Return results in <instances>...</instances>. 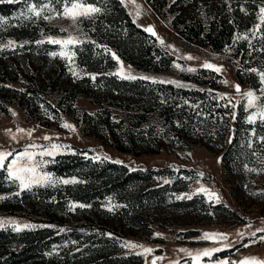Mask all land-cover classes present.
Wrapping results in <instances>:
<instances>
[{
  "label": "rangeland",
  "instance_id": "obj_1",
  "mask_svg": "<svg viewBox=\"0 0 264 264\" xmlns=\"http://www.w3.org/2000/svg\"><path fill=\"white\" fill-rule=\"evenodd\" d=\"M88 2L102 11L76 24L31 16L23 0L0 3V46L15 42L0 47V151L61 145L36 159L49 161L44 171L56 178L81 181L21 191L0 169L6 197L0 219L36 225L0 228V264H152L155 257H163L156 264H190L180 249L221 244L232 246L201 264L264 261V232L251 235L264 228V125L247 122L255 109L244 110L246 100L234 87L257 95L264 89L250 71L264 70V26L251 32L264 0H124L131 20L156 33L142 39L139 56L128 47L129 29L112 0ZM51 7L62 10L57 0ZM69 34L83 41L71 46L72 60L51 56L61 46L47 37ZM245 34L247 40L237 38ZM205 61L222 71L204 68ZM121 62L125 72L130 67L132 75L157 82L122 79L114 74ZM205 232L228 239H200ZM124 241L153 251L123 247Z\"/></svg>",
  "mask_w": 264,
  "mask_h": 264
},
{
  "label": "snow or ice",
  "instance_id": "obj_2",
  "mask_svg": "<svg viewBox=\"0 0 264 264\" xmlns=\"http://www.w3.org/2000/svg\"><path fill=\"white\" fill-rule=\"evenodd\" d=\"M15 3L18 2V0H0V3ZM23 2L27 5V13L31 14V16H34L38 19H43L46 21L51 22V20L55 18H65L69 19L73 22V24H76L81 18H87V19H93L95 17V14H98L102 11L100 7L95 6L92 3H89L88 0H57V3L62 4V10H57L54 7H51V0H47V2L44 3H29V0H23ZM121 3H124V0H121ZM47 11L49 13H53V15H43V13ZM241 11H246L245 9L241 8ZM21 15H24L23 13ZM31 16H26L25 18H31ZM259 23L255 24L253 28L251 29L252 35L255 36L256 33L261 29L262 26H264V4H262L259 8V12L257 13ZM3 26V18L0 17V27ZM146 32H150L152 35H156L155 31L151 26L146 27L144 29ZM60 31H67V29L61 28ZM160 39L159 37H157ZM243 38L245 40L248 39L247 34H245L243 37H237ZM261 39H264V36L261 37ZM47 42L59 45L61 46V51L59 53L53 51L49 53L51 56L55 57L59 55L62 58H66L69 61L72 60V57L75 55L74 52L71 50V46H75L79 43H83V41L79 40L78 37H75L71 34L67 36V38H56L53 36L47 37ZM163 43V40L160 41ZM15 42L12 40H9L6 45H2L0 47H8L13 45ZM38 44L44 43V40L36 41ZM23 45H21L22 47ZM105 51H111L110 49H107L105 47ZM225 51H228V49H225ZM112 58L114 60H117L119 62V57L116 55V53H111ZM188 60L196 59L195 57L189 55L185 57ZM204 68H208L211 70H214L216 72L222 71V66H218L216 64L210 63L208 61H205L202 65ZM176 68L180 69L181 71H195L194 68H183L181 65L176 64ZM252 72H257L260 80L262 83H264V70L258 71L256 68L250 69ZM116 75H119L122 79H145V80H153V82H157L155 78L153 77H147V76H141L137 77L135 75L131 74V69L127 70V72L124 71V66L122 62L120 63V71L117 73H114ZM75 75V73H74ZM92 79H95V76L92 77ZM160 83H164L165 81H158ZM168 83H176L177 86H181L179 82L176 81H168ZM224 83H227V81H224ZM235 91L237 93H241L242 97L246 100V103L244 104V110L248 111L250 109H255V111H252L250 115L247 116V122L249 124H254L257 122V119L260 121L262 125H264V89L260 90V94L257 95V93L253 90L241 92L240 86L237 84L234 86ZM223 96V94H221ZM235 107V105H233ZM15 115V113H13ZM233 119L235 118V113L232 114ZM62 127L68 128L72 131H75V127L67 122H65ZM19 132H26L27 135L31 136L32 131L34 130H24V129H18ZM9 134H11V130H8ZM253 135H255V131H253ZM12 139L15 140L16 136L12 134ZM43 139L45 140H51L52 137L50 136H44ZM259 139L264 142V136H260ZM251 146V144L249 145ZM41 148L43 149L39 153L29 151V149L34 148ZM61 145L58 144H50L45 148V146H38L36 144H31L26 146L24 151L14 154L13 151H7L3 150L0 151V169L7 172V176L9 180H11L13 183H17L18 187L21 191L23 190H31L33 186H55L59 183L68 185V184H76L80 183L81 181L77 180L76 177L71 178H56L54 175L50 172L44 171V166L49 162L45 161L43 159L37 160L36 156L39 155L40 157L44 156H53L55 153V150L59 149ZM67 147V146H64ZM9 157L11 159L9 160ZM116 163H121V161H115ZM249 171H252V169H249ZM200 176H203V173L199 174ZM203 191H207L206 189H202ZM14 195L19 196L20 192L14 193ZM253 195H256V193H253ZM6 197L0 196V200L5 199ZM181 198V197H178ZM188 198H191L190 196ZM75 207V205H73ZM79 207H85V205L81 204ZM111 211V209H109ZM7 225H12L13 230L20 232L23 229H32L35 228L36 225L24 223L21 224L18 221L14 219H0V228H5ZM251 227V225H248ZM43 227V226H42ZM63 231V229H61ZM256 232H264V228L256 229V231L252 232L251 235L255 236ZM240 235H243V233H240ZM202 240H212L214 242H223L227 241L228 234L226 233H208L205 232L200 237ZM261 240H264V236L260 237ZM255 242V241H253ZM123 247L129 248V249H135V248H143L145 253H151L153 250L150 248H145L143 245H138L134 242L130 241H124L122 244ZM230 244H221L220 247H211V248H204L202 250H197L195 253L193 251H190L188 249H180L179 251L185 253L188 257L191 258L190 264H201V260L203 257H208L211 259L212 255L214 253L222 251L224 248L231 247ZM247 247L248 245H244ZM163 259V257H155L152 261V264H156V260ZM175 264H179V261H176ZM218 264H229L227 260L219 261ZM231 264H237V262L233 261ZM239 264H264V261L259 260L257 257H245L244 260L240 261Z\"/></svg>",
  "mask_w": 264,
  "mask_h": 264
},
{
  "label": "trees",
  "instance_id": "obj_3",
  "mask_svg": "<svg viewBox=\"0 0 264 264\" xmlns=\"http://www.w3.org/2000/svg\"><path fill=\"white\" fill-rule=\"evenodd\" d=\"M112 3H114V8H113V11L115 9V13L117 14L119 20L121 22H125V25L127 26V28L129 29V34L131 35L130 39H131V44L129 43V48L131 50H133L136 55L139 56V53L138 51L141 52L142 54V46L140 45L143 41L142 39H145V38H155L153 35H151L150 33L146 32L144 29L138 27L130 18L129 14L126 12L125 8L121 5L120 1L119 0H112ZM113 6V4H112ZM116 23V21H115ZM118 23V22H117ZM113 24H114V21H113ZM141 42V43H140ZM126 49V48H125ZM148 50H150L149 48L147 49V52ZM138 62V63H137ZM136 63L138 65H142L145 63L144 61H137ZM147 66V64H146Z\"/></svg>",
  "mask_w": 264,
  "mask_h": 264
}]
</instances>
